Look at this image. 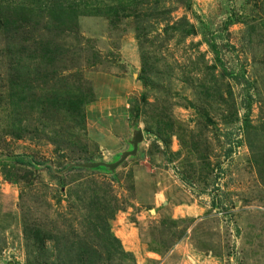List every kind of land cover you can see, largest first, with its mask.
<instances>
[{
	"label": "rangeland",
	"instance_id": "1",
	"mask_svg": "<svg viewBox=\"0 0 264 264\" xmlns=\"http://www.w3.org/2000/svg\"><path fill=\"white\" fill-rule=\"evenodd\" d=\"M0 264H264V0H0Z\"/></svg>",
	"mask_w": 264,
	"mask_h": 264
},
{
	"label": "water",
	"instance_id": "2",
	"mask_svg": "<svg viewBox=\"0 0 264 264\" xmlns=\"http://www.w3.org/2000/svg\"><path fill=\"white\" fill-rule=\"evenodd\" d=\"M141 142H142V134L140 132H137L134 135L132 142H131L132 150L130 152L124 154L116 164H113V165L94 164V165H89L87 167H89L90 169L105 168V169L110 170V171L114 170L120 163L125 161L128 157H132V156L136 155L137 146Z\"/></svg>",
	"mask_w": 264,
	"mask_h": 264
},
{
	"label": "crops",
	"instance_id": "3",
	"mask_svg": "<svg viewBox=\"0 0 264 264\" xmlns=\"http://www.w3.org/2000/svg\"><path fill=\"white\" fill-rule=\"evenodd\" d=\"M109 100H111V101H117L116 99H112L110 96H109ZM123 131V130H122Z\"/></svg>",
	"mask_w": 264,
	"mask_h": 264
},
{
	"label": "trees",
	"instance_id": "4",
	"mask_svg": "<svg viewBox=\"0 0 264 264\" xmlns=\"http://www.w3.org/2000/svg\"><path fill=\"white\" fill-rule=\"evenodd\" d=\"M17 163H18V164H22V162H21V161H20V162L18 161Z\"/></svg>",
	"mask_w": 264,
	"mask_h": 264
}]
</instances>
